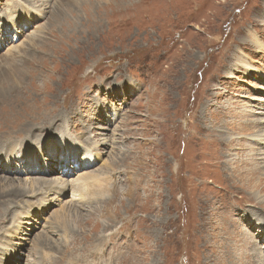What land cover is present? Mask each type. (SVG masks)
<instances>
[{"label":"rangeland","instance_id":"1","mask_svg":"<svg viewBox=\"0 0 264 264\" xmlns=\"http://www.w3.org/2000/svg\"><path fill=\"white\" fill-rule=\"evenodd\" d=\"M14 1L44 15L9 29L0 61L26 71L0 127L64 119L81 150L94 146L71 180L89 173L104 191L90 180L83 202L49 192L67 178L68 152L53 144L36 171L0 165V194L27 193L0 197V242L18 248L7 264H264L252 199L264 192L239 175L249 153L264 167V0H0V19Z\"/></svg>","mask_w":264,"mask_h":264},{"label":"bare ground","instance_id":"2","mask_svg":"<svg viewBox=\"0 0 264 264\" xmlns=\"http://www.w3.org/2000/svg\"><path fill=\"white\" fill-rule=\"evenodd\" d=\"M15 3H16V7L15 8H11L10 11L5 10L4 18L0 19V52H1L2 48L4 47V45H5L4 42L5 43L9 42L10 37H12V34L10 35V31L12 29H14V31L19 30L18 27H20V26L17 25V19L16 18H19L22 21H28L30 23L32 21L37 20V18H39L40 15H44L43 9H38L35 6L27 7V6L21 5V3L20 4L17 3V2H15ZM18 4H19V6H18ZM44 4L47 5L46 3H44ZM10 26H12V27H10ZM9 29H11V30H9ZM11 33H12V31H11ZM16 34L17 33H15L14 35H16ZM14 38H15V36H14ZM18 64L19 63L16 64L15 56L12 57V55H8L3 60L0 61V106H2V104L6 103L7 101L16 103L15 95L17 93H19L18 91L20 90V87H19L20 84H22V82L25 81V73L24 72L26 71V67L25 66L21 65L22 67H20V66H18ZM28 73H30V72H28ZM78 108H80V107H78ZM75 114H76L75 115V119H76L78 113L75 111ZM37 121H41L42 122V123H39V124H43L44 123L42 119L37 120ZM53 121L54 122L52 124H49V126L40 125V126L44 127V129H45L44 131H39V129H38L39 125L38 124H35V125L32 124L33 128H30V130H28V129L24 130V132L27 131L26 133L19 132V128H14L12 126H6L5 125V127H0V133L4 129L6 131V133L4 135L0 134V165H2L3 167L6 166V167H11L12 168L13 167V163H15V165L17 164L18 166L20 164L23 165V164L26 163L27 166H28V164L31 165V167H27L26 171L28 173L31 171L30 168H32V172L36 171L37 165L35 167H33L35 165L34 163L36 162V164H37L39 162L38 161V157L42 156V154L44 153V150L45 151L48 150V151L52 152V149H50V148L46 149L45 146L47 144H53L54 146L61 147L62 152H64V153L66 151L68 152V155L65 157V161L68 164V166H67V168H65V172H66L65 176L67 178L64 179V183L59 184L58 182H45L49 186L48 187L49 188V192L53 191L56 195H61L63 193L65 194V192L67 190H71L72 191V196L75 197V198H78V202H83V201L87 200L88 196L92 193V192H88L87 191L88 182L90 180H92V184H90L89 187H91L92 190H96L97 189L96 191L103 192L104 190H99V186H101L100 183H99L100 179H97L98 177H93L89 173H87L88 178H82L81 177L82 174H81L77 178H75L74 180H71V177H72L73 173L75 172V169H74V171H71V169H73V167H75L74 164H76V165L79 164L81 166V164L79 162H77V161L79 159L78 155L80 153H82V151L87 156H89V157H85L86 159L83 160L84 162H86V163H84V165L88 166V165L92 164V159L94 157L93 156L94 146H92L93 144L91 145L90 139L85 138L82 141L83 144H84L85 149L81 150L80 147L78 146V140L76 138L70 137V133H69L68 129L66 130V127L63 128L64 119L60 120L58 118V119H55ZM34 122H36V121H34ZM5 123H6V121H4L2 124H5ZM53 126H54V128H53ZM26 127H28V125L25 126L24 128H26ZM9 128L11 129V131L17 130L18 133L8 132ZM74 130L75 131H84L83 129H81L78 126H75ZM51 136H55V137L53 138ZM225 138H226L225 141L229 140L227 137H225ZM57 139H58V142H57ZM263 139L264 138H259V135H257V137L255 136V140L260 141V140H263ZM42 143H44L43 149L41 147ZM231 147H235V146H233V145L232 146H228V149L231 148ZM89 151H93V152H89ZM62 152H61V154H63ZM16 156L19 157L20 161L15 159ZM45 158H46V160H48L47 157H45ZM257 158H258V154L257 153L256 154L249 153L246 156V159L241 160L240 163H241V166H242L241 168L243 169V171L240 172L239 175L245 176L249 180V182H250L249 187L252 190L255 189V190H259L260 192H264V167H260L258 164H255L256 161H254V160L257 159ZM12 161H14V162H12ZM21 161H24V162H21ZM79 161H80V159H79ZM248 164L250 166H249V168L246 169L244 166H247ZM260 165H262V164H260ZM45 166H47V165L45 164ZM235 172H238V170L235 169ZM241 176H240V178H242ZM36 182L37 181H35V180L31 181V185H32L31 188H34ZM0 183H2V182H0ZM38 183H39V181H38ZM8 184L9 185H7V186H12V187L15 186V183H13V181L11 179L8 180ZM43 185H44V183H43ZM41 187H42V185H41ZM25 188H27V187H25ZM35 188H36V186H35ZM39 189H40V187H39ZM3 194H5L4 197L7 196V197H11V198L16 195V196H18V198H17L18 200H21L22 198L25 200L26 197H27V195H26L27 193H25V191L22 190V188H19V187H15L13 189H10V190L6 191ZM3 194H0V197L3 196ZM38 196H39L40 199L42 197L43 198L45 197L44 194H39V195L37 194V196H35V198H37ZM7 197H6V199H7ZM262 198H263V196H262ZM6 199H5V201H6ZM252 199H254V202L257 205H260L261 207L263 206V208H264V201H256L255 196L252 197ZM36 200L37 199H33L32 201H27L29 207L34 205V204H31L30 202H33V201H36ZM3 202H4V200L0 201V206L2 205ZM24 202L25 201H23L22 205L25 204ZM70 206L72 208V205H70ZM62 211L64 212V210H62ZM5 213H6V215L8 213V215L7 216L2 215V217L10 218V217H12L11 216L12 213H13V217H15L14 213H16V212H15V210H11V209L7 208ZM36 213L39 214V215L41 214L38 211H36ZM61 215H63V214H61ZM19 216H20V214L18 213L16 215V217L19 218ZM248 220L250 221L251 218H249ZM253 222H257L255 224V226H260V228L262 227V229H258V230L261 233H263L264 224L262 223V221H259V220L255 221L254 220ZM62 224H64V223H62ZM19 225L20 224H18V227L17 226L16 227L20 228ZM52 227H54V226H52ZM61 227H63V225ZM248 228H250V227L248 225H246V229H248ZM262 243H264V241ZM0 245H2V246H0V264H7L8 261L10 262L14 257L17 256L18 248H17L16 245H14V243H12V242L10 243L7 238H4L3 240H1ZM95 254H97L100 258L103 257L98 252L95 253ZM261 254H262V252H259L258 249H257L255 257H257L258 259H261ZM262 260H261V262H264ZM242 264H244V263H242ZM248 264H254V262H250Z\"/></svg>","mask_w":264,"mask_h":264}]
</instances>
